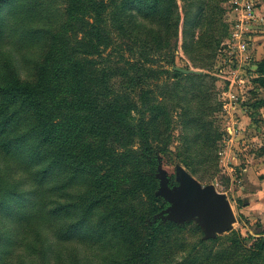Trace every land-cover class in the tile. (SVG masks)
Masks as SVG:
<instances>
[{
    "label": "trees",
    "instance_id": "obj_1",
    "mask_svg": "<svg viewBox=\"0 0 264 264\" xmlns=\"http://www.w3.org/2000/svg\"><path fill=\"white\" fill-rule=\"evenodd\" d=\"M65 1V15L82 13L80 37L63 39L64 21L52 26L33 75L0 85V156L16 163L0 169V264H81L83 243L100 247L95 264H264V236L248 244L234 229L203 238L198 224L162 219L169 203L157 194L161 153L177 127L182 161L196 174L213 170L220 132L205 120L214 115L205 74L174 69L180 22L191 58L192 46L214 50L228 23L221 39L193 40L190 14L176 0ZM184 1L202 9L216 0ZM114 26L130 59L103 55L117 44ZM160 44L172 47L166 69L155 66ZM255 73L263 88L264 61ZM147 79L154 87L143 86ZM198 138L203 147L192 151ZM10 170L29 175L27 190Z\"/></svg>",
    "mask_w": 264,
    "mask_h": 264
},
{
    "label": "rangeland",
    "instance_id": "obj_2",
    "mask_svg": "<svg viewBox=\"0 0 264 264\" xmlns=\"http://www.w3.org/2000/svg\"><path fill=\"white\" fill-rule=\"evenodd\" d=\"M115 1L119 4L121 0ZM176 1L182 16L186 10L190 14L192 22L190 31L193 40H198L202 33L209 39L210 35L214 40L223 38L229 0H216L211 8L206 3L202 9L188 6L184 0ZM144 2L142 5L147 4L148 9L149 6L154 5L153 1ZM260 5L264 11V0H261ZM66 7L65 0H8L0 11V85L18 77L28 80L33 75L34 69L40 66L52 41V34L47 31L52 26H58L64 21L70 29L68 33L60 31L61 37L67 40L74 33L80 37L78 32L82 13L76 11L74 17L65 15ZM222 9L225 12H222ZM199 13H203L205 17L203 24L198 23ZM182 26L183 20L179 27L174 69L184 73L194 69L201 72L193 73L205 74V83L211 87L212 96L214 95L208 99L214 107V115L205 117V120L208 122L213 120V127L219 128L220 132L216 136L219 139H216V146L212 152L213 170L210 173L199 171L196 174L182 161L186 152L178 149L182 143L177 136L179 131L177 127L172 140L161 153L163 173L157 194L169 203V208L161 214V218L183 225L186 222L198 224L203 231L201 235L203 238L224 235L235 229L240 231L242 236L247 238L246 242L250 244L254 238L264 236V104L259 103V99L264 98L262 97L264 91L260 92L256 82L249 77L242 89V95L238 93L239 88L237 89L236 109L229 113L221 105V109L217 110L223 90L221 78L216 76L219 65L218 49L226 36L219 44L215 43L212 51L209 47L203 50L199 48V45L192 46L194 58H191L182 45ZM111 29L114 31L113 36L117 38V44L109 47L103 55L114 54V57H118L115 60H120V56L130 59L125 43L127 40L119 37L121 35L115 26ZM159 48L160 51L156 52L155 66L159 65V68L166 69L169 67L167 54L171 55L172 47L166 50L164 44H160ZM251 49L253 59L249 65L245 66L244 71H256L257 64L264 61V26L256 32ZM200 58L203 59L200 60ZM220 62H223V59H220ZM113 82L115 83V80ZM144 82V87H154L152 79ZM2 103L0 98V105ZM201 147H203L202 141L198 138L191 149L199 152ZM11 160L13 165L0 156V169L4 171L7 168H13L16 163L14 158ZM10 173L16 180L22 179L21 182L24 184L21 188L28 189L29 175H23L20 170L16 172L10 170ZM198 191L215 193L225 201L228 222L223 229L215 230L208 226L205 223L206 216L202 213L192 216L181 213V209L193 201ZM9 226L13 227L11 221ZM80 250L81 264H95V260L96 263L99 262L100 259H97L101 257L100 247L83 243L80 245Z\"/></svg>",
    "mask_w": 264,
    "mask_h": 264
},
{
    "label": "built area",
    "instance_id": "obj_3",
    "mask_svg": "<svg viewBox=\"0 0 264 264\" xmlns=\"http://www.w3.org/2000/svg\"><path fill=\"white\" fill-rule=\"evenodd\" d=\"M260 3L261 0H229L227 4L229 34L218 49L216 76L223 84L222 106L229 113L236 109L238 93L243 94L246 81L256 75L255 70L249 72L244 68L253 59L251 47L256 32L264 26V11Z\"/></svg>",
    "mask_w": 264,
    "mask_h": 264
},
{
    "label": "water",
    "instance_id": "obj_4",
    "mask_svg": "<svg viewBox=\"0 0 264 264\" xmlns=\"http://www.w3.org/2000/svg\"><path fill=\"white\" fill-rule=\"evenodd\" d=\"M188 72H201L188 70ZM183 215L192 216L202 213L205 223L215 230H221L228 222V210L225 201L217 194L209 191H198L193 201L181 209Z\"/></svg>",
    "mask_w": 264,
    "mask_h": 264
},
{
    "label": "crops",
    "instance_id": "obj_5",
    "mask_svg": "<svg viewBox=\"0 0 264 264\" xmlns=\"http://www.w3.org/2000/svg\"><path fill=\"white\" fill-rule=\"evenodd\" d=\"M262 10H263V7H262ZM257 89H258V88H257ZM258 90H259L260 92H261V91H264V87H263V88H259ZM262 94L264 95V93H262ZM262 97H264V96H262Z\"/></svg>",
    "mask_w": 264,
    "mask_h": 264
}]
</instances>
